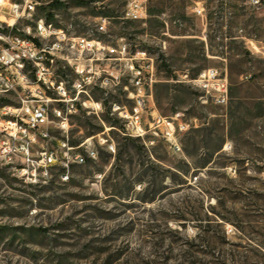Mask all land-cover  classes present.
Instances as JSON below:
<instances>
[{"label": "rangeland", "instance_id": "rangeland-1", "mask_svg": "<svg viewBox=\"0 0 264 264\" xmlns=\"http://www.w3.org/2000/svg\"><path fill=\"white\" fill-rule=\"evenodd\" d=\"M131 1L39 0L36 15L70 37L124 42L154 57L156 112L183 113L189 124L181 150L152 134L145 142L122 134L109 103L131 105L125 76L92 88L104 106L98 116L82 109L62 129L48 124L26 158L0 156V264H264V4L136 0L147 16L132 20ZM104 54L100 68L117 71L120 62ZM206 69L227 78L226 104L189 84ZM53 70L75 78L62 63ZM19 105L16 93L0 96V129L13 120L3 107ZM87 139L96 159L71 163L74 152L86 156ZM44 152L56 157L47 175Z\"/></svg>", "mask_w": 264, "mask_h": 264}, {"label": "built area", "instance_id": "built-area-1", "mask_svg": "<svg viewBox=\"0 0 264 264\" xmlns=\"http://www.w3.org/2000/svg\"><path fill=\"white\" fill-rule=\"evenodd\" d=\"M251 3L261 5L264 0H251ZM39 5V0H22V3L0 0V96L16 93L20 104L2 109L1 114H12L13 120L5 121V127L0 129V156L10 159L20 154L26 158L37 135L48 136V124L55 123L62 129L67 126L68 119L82 109L98 116L104 110L103 102L93 100L90 90L117 86L122 76L128 81L123 89L131 105L109 103V114L122 121V134L143 142L147 134H152L167 142L174 152L180 151L178 136L188 130L189 124L182 121L183 113L166 118L156 112L152 96L156 76L154 57L146 50L132 51L124 42L111 47L93 38L70 37L51 23H40V17L29 16V8ZM125 16L142 20L147 14L142 3L133 0ZM106 24L103 18H98L97 31L105 32ZM103 54L109 58L107 60L120 62V68L117 71L101 69L99 62ZM58 63L74 73L75 78L70 83L54 74L53 68ZM81 71H89L88 81H81ZM188 82L215 104L227 103L228 81L216 69L203 70ZM145 114L150 117L143 118ZM91 143V139L84 142L86 156L74 152L68 156L70 162L82 165L86 158L95 160L97 154L89 147ZM98 144L114 152L113 145L106 139H100ZM66 160L60 175L62 181L69 179L70 165ZM41 162L43 174L47 175V168L56 162L55 154L42 153Z\"/></svg>", "mask_w": 264, "mask_h": 264}, {"label": "bare ground", "instance_id": "bare-ground-1", "mask_svg": "<svg viewBox=\"0 0 264 264\" xmlns=\"http://www.w3.org/2000/svg\"><path fill=\"white\" fill-rule=\"evenodd\" d=\"M14 3H22V0H13ZM37 8H29V16H37L36 15ZM40 23H47L43 18L40 17ZM89 71H81V81H88Z\"/></svg>", "mask_w": 264, "mask_h": 264}]
</instances>
